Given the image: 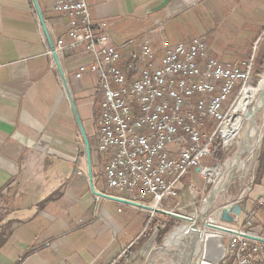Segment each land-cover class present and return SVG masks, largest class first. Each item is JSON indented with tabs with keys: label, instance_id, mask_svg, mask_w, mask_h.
<instances>
[{
	"label": "crops",
	"instance_id": "crops-1",
	"mask_svg": "<svg viewBox=\"0 0 264 264\" xmlns=\"http://www.w3.org/2000/svg\"><path fill=\"white\" fill-rule=\"evenodd\" d=\"M38 2L52 39L63 38L67 20L53 12L54 0ZM86 2L96 23H108L116 46L141 41L159 25L155 42L159 33L172 44L211 34L208 46L223 64L239 66L256 40L264 47V0ZM208 11L209 20L202 15ZM229 15L236 16L244 35L227 47L212 37L211 27L213 19L225 17L222 26ZM234 29L229 30L237 35ZM45 37L32 0H0V264H114L142 255L148 244L139 253L132 248L141 243L149 214L92 193L86 145ZM136 46L125 47L124 56ZM65 55L61 64L71 93L84 106L97 94L98 78L76 79L79 64L89 58L82 52ZM263 153L244 206L256 212L248 230L264 239ZM97 155L95 190L117 195L106 187Z\"/></svg>",
	"mask_w": 264,
	"mask_h": 264
},
{
	"label": "built area",
	"instance_id": "built-area-1",
	"mask_svg": "<svg viewBox=\"0 0 264 264\" xmlns=\"http://www.w3.org/2000/svg\"><path fill=\"white\" fill-rule=\"evenodd\" d=\"M53 12L67 20L65 36L54 41L59 58L68 51L82 52L89 61L79 64L75 78H98L97 151L106 187L116 197L152 209H142L150 222L157 211L168 212L164 207L171 202L184 210L181 200L188 189L196 196L194 212L183 216L170 211L184 218L183 228L190 227L186 235L215 237L222 251L218 264H264V243L244 236L257 237L247 228L255 213L244 206L256 177L242 195L220 202L230 193L234 174L248 169L250 161L245 169L230 172L238 152L216 159L217 143L230 154L239 136L233 135L231 120L252 86L258 41L252 54L233 66L212 55L206 36L172 44L159 33L155 42L157 30L152 29L141 41L120 47L112 42L108 23L92 19L86 0H54ZM132 45L136 49L125 57V47ZM256 125L257 150L264 138V111L258 122L256 116ZM194 172L205 189H197ZM259 204L264 208V199ZM228 206L240 208L235 215L239 227L221 220Z\"/></svg>",
	"mask_w": 264,
	"mask_h": 264
},
{
	"label": "rangeland",
	"instance_id": "rangeland-1",
	"mask_svg": "<svg viewBox=\"0 0 264 264\" xmlns=\"http://www.w3.org/2000/svg\"><path fill=\"white\" fill-rule=\"evenodd\" d=\"M209 13H210L209 11L206 13L203 12L202 15L205 17V19L209 20V16H208ZM235 19H236V16H234V17L230 16V19L226 23H224L222 26L220 24L225 20V17H223V19L219 18V20H217V21L215 19H213L215 24L213 27H211L212 37H214V39L217 38L216 40H220L222 43L225 42L227 47L230 44V42L233 40L237 41V43H238L239 37L237 38V40L235 37L240 36V34H243V33L241 32L242 28H240L239 24L236 22ZM232 26H235L234 31H236L237 35H233L232 34L233 32H231L229 30V29H232ZM156 28H158L160 30L162 28V26L157 25ZM156 28H153V29H156ZM197 35H200V34L197 33ZM210 35L211 34H209V36H206L208 38V44H209ZM200 37H203V36H200ZM45 39H47V38L45 37ZM53 41H55V40H53ZM257 41H258L259 46L257 47L256 57L258 54V50L260 49V44H259L260 41L256 40L253 43V49H254V47H255L254 44ZM253 49L251 50L250 55L252 54ZM60 62L61 63L63 62L62 58H60ZM63 67H64V65H63ZM254 74H255L254 80H253L252 86H251L252 88L248 91V94L251 90L255 91L254 99L249 103L250 105L246 108V110H243L244 114L248 115V116L251 114V112L253 111V109L257 105L256 101H257V97H258V92L260 91L259 87L262 83V80L264 79V72H261V74H256L254 72ZM99 101H100L99 96L97 94H93V96L90 95L87 98V101L84 102V106L79 105V107H78V105H76V107L78 108L79 114H80L81 122L83 123V126H84L85 133L87 134V137L89 138L88 140L90 143V151L92 152L93 157H95V155L97 153L98 137L96 135L97 123L95 121H96V118L98 115ZM263 109L260 110V112H258L257 122H258L259 114L264 111ZM235 131H237V132H233V134H238L239 136L235 138L234 144L231 147L232 150L230 151V154L224 153V151H222L223 157L222 158L216 157L217 160L224 161L229 156L233 157L237 152H239V150L243 149V147H241V146H240L241 148H239V143L241 144L242 135H243L242 130L240 131V126L235 128ZM80 134H81V137L83 138V141L85 143V140H84V137H83L81 131H80ZM258 139H259V136L257 138H254L252 141L254 144L252 143L253 145H250L253 149V152H252V149L251 150L249 149L250 148V146H249L248 147L249 150L246 149L245 154H243L241 157V162L242 161L246 162L243 169L246 168L248 161H250L248 169H246L245 171H242V172L239 171V172L234 174L235 180H233V183H232L231 187L229 188L230 193L228 194V196L226 198L221 199L220 202L233 200L234 198L242 195L244 190H246L252 186L251 181H252L253 176L256 177L255 182H257V180H258L257 174H258V170L260 167L259 158L261 157L263 150H264V138H263L262 142L260 143V145L258 146L259 148L256 150V144L258 143ZM97 157H98L97 161L99 162V165H97V166H99V168H101L102 167L101 166L102 158L100 155H97ZM102 173H103V170H102ZM191 178L193 179L197 189H199V190L205 189V187H206L205 181L199 176V173L194 172L192 174ZM247 191L248 192L246 193V199L249 197L248 193H250L249 190H247ZM184 193H185L184 197L181 200V206L184 208V210L179 211V208H175L174 202H171L170 204L165 206L164 207L165 210L168 212L175 211V213L183 215V216L190 215L191 213H193L195 210V208H193V207H194L196 196L194 193H192L188 189H186ZM197 207H198V203H197ZM152 221L151 222L153 224H155L153 234L150 235V237H148L147 241H145L141 245V247H143L146 244H148L147 246H149V247H147L146 252L145 253L143 252L142 255H140V254H137V256L133 255L132 258L127 259V260H117V262L118 261L123 262L122 264H185L188 261L190 255H191V257H190V261L188 264H200L202 262L203 244L200 245V248H201L199 250L200 252L195 253V251H194L195 247L193 245H191L192 240H193L191 238H193V237L186 235V231L188 228H185V229L183 228L185 226L186 222H184L183 220L178 219L176 217H173V216L169 217V216L163 215V214L156 215ZM151 222H150V226L152 224ZM163 231H165V234L163 236H161V233ZM188 240H191V241L188 242ZM135 245L133 246L132 249H133V251H138V253H139V250H141V247L140 248L138 247L139 248L138 249L137 246L139 244H137L136 246ZM196 250H198V246H197ZM122 257L125 258V256H122Z\"/></svg>",
	"mask_w": 264,
	"mask_h": 264
},
{
	"label": "bare ground",
	"instance_id": "bare-ground-1",
	"mask_svg": "<svg viewBox=\"0 0 264 264\" xmlns=\"http://www.w3.org/2000/svg\"><path fill=\"white\" fill-rule=\"evenodd\" d=\"M259 89L260 91L258 92V97L256 101L257 105L255 106L251 114L249 116L245 115L243 110H246V108L250 105L249 103L254 99V93H255L254 90H251L249 94H248L249 90L245 93L243 98L240 100V103H239L240 105L236 109V112L231 120L232 133L237 132L235 131V128H237L238 126H240V131L242 130V133H243L242 142L241 144L239 143V148L243 147V149L239 150V152L235 155L233 161L231 162L234 167H231L229 169L230 172H233L236 168H239V169L244 168L246 162L242 161L243 162L242 163L241 157L243 154H245L246 149L247 150L252 149L250 145L254 144L252 142L253 139L259 136V134L257 133L256 116L258 112L264 108V79L262 80V83ZM233 135L236 136L238 134H233ZM249 146L250 148L248 149ZM252 152H253V149H252ZM202 237H204V240ZM201 244H203V247H202L203 254H202V262L200 264H216V262L220 259L222 255L221 249H215V244H217L216 238L208 234L204 235V233H201L200 237L194 234L191 245L195 247V250H194L195 253L200 252L199 250L201 249L200 248ZM197 246H198V250H196ZM190 257L185 264L189 263Z\"/></svg>",
	"mask_w": 264,
	"mask_h": 264
},
{
	"label": "water",
	"instance_id": "water-1",
	"mask_svg": "<svg viewBox=\"0 0 264 264\" xmlns=\"http://www.w3.org/2000/svg\"><path fill=\"white\" fill-rule=\"evenodd\" d=\"M33 2V5L34 7L36 8V11H37V14H38V17H39V21L41 22V26L43 28V31H44V34L45 36L47 37V41L49 43V48L50 50L52 51V55H53V58H54V62H55V65H57V68L59 70V75H60V78L62 79V82H63V87H64V90L66 92V94L68 95V98H69V101H70V105H71V108H73V111H74V115H75V118H76V121L79 125V128L82 132V135L84 137V140H85V145H86V155H87V166H88V177H89V181H90V188H91V191L94 195H97L101 198H104V199H107L109 201H114V202H117V203H120L122 205H128V206H131V207H135L137 209H146V210H152L150 209L149 207L147 206H144L143 204H138L136 202H133V201H130V200H125V199H122V198H119V197H116V196H113V195H106V194H103L101 192H98L97 190H95V185H94V181H93V172H94V169H93V166H92V152L90 151V143H89V140H88V137L86 136V133H85V130H84V126H83V123L81 122V119H80V114H79V111H78V108L76 107V103H75V100H74V96H73V93H71V89H70V86H69V82H68V79L66 77V74H65V70H64V67L63 65L61 64L60 62V58L58 56V53H57V50H55V46H54V41L49 33V30H48V27H47V23L46 21L44 20V16H43V13H42V9H41V6L39 5V2L38 0H32ZM239 207H232V206H228L226 208L223 209L222 211V214H221V220L227 224H231V225H234L236 227H239L240 226V221H238L236 218H235V215H237V213H239ZM159 214H163V215H167V216H173V217H177L174 213H168V212H164V211H157ZM181 219H184L182 217H180ZM246 237H248L249 239H253V240H259L261 242L264 243V239L263 238H260V237H254V236H251V235H244ZM215 249H218L216 244H215ZM222 257V255H221ZM220 257V259H221ZM220 259L216 262V264L219 263Z\"/></svg>",
	"mask_w": 264,
	"mask_h": 264
},
{
	"label": "trees",
	"instance_id": "trees-1",
	"mask_svg": "<svg viewBox=\"0 0 264 264\" xmlns=\"http://www.w3.org/2000/svg\"><path fill=\"white\" fill-rule=\"evenodd\" d=\"M75 52H71V51H68V52H66V57L67 58H69V57H71L72 56V54H74ZM256 62H255V67H254V72L256 73V74H261V72H264V47L262 48V49H259L258 50V54H257V57H256ZM222 146H221V143L219 142V143H217V153H216V157H219V158H222L223 157V154H222V149L223 148H221ZM261 162H263L264 163V153H263V156H262V158H261ZM110 195H114V196H117L116 194H110ZM153 222V221H152ZM151 222V223H152ZM146 230H145V233L142 235V241H141V243H139V245L137 246V248L139 247V246H141V244L142 243H144L147 239H148V237H150V235H152L153 234V231H154V225L155 224H151V226H150V220H149V218L147 219V221H146ZM151 227V228H150ZM165 234V231H163L162 233H161V236H163ZM123 262H120V261H118V262H116V263H114V264H122Z\"/></svg>",
	"mask_w": 264,
	"mask_h": 264
}]
</instances>
